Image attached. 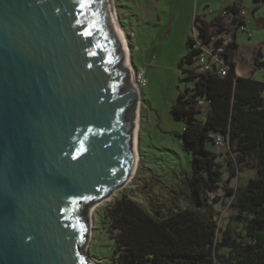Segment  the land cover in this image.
<instances>
[{
  "label": "water",
  "instance_id": "95a60500",
  "mask_svg": "<svg viewBox=\"0 0 264 264\" xmlns=\"http://www.w3.org/2000/svg\"><path fill=\"white\" fill-rule=\"evenodd\" d=\"M108 0H0V264H94L89 211L136 162Z\"/></svg>",
  "mask_w": 264,
  "mask_h": 264
},
{
  "label": "trees",
  "instance_id": "16d2710c",
  "mask_svg": "<svg viewBox=\"0 0 264 264\" xmlns=\"http://www.w3.org/2000/svg\"><path fill=\"white\" fill-rule=\"evenodd\" d=\"M226 10L231 15L229 21L220 13L211 20L196 16L195 24L200 20L201 32L213 33L229 27L237 29L246 22L238 5L227 6ZM256 11L254 7L251 15ZM237 47L234 31L226 46L230 69L225 75L190 69L194 55L191 48L182 57L185 79L193 81L194 86L179 93L172 112L185 121L179 136L191 155L185 193L189 205L163 212L154 203L151 213L127 194L117 199L109 211L115 229L116 264H264V81L238 74L234 59ZM262 68L264 60H256L252 73ZM202 98L210 100L204 121L198 118V101ZM217 134L225 135L229 142L231 178L244 168L256 170L245 184L224 186L222 196L212 195L224 181L223 166L209 147ZM228 196L236 211L233 220L243 225V232L232 227L222 229L218 223L214 204Z\"/></svg>",
  "mask_w": 264,
  "mask_h": 264
},
{
  "label": "rangeland",
  "instance_id": "374dc122",
  "mask_svg": "<svg viewBox=\"0 0 264 264\" xmlns=\"http://www.w3.org/2000/svg\"><path fill=\"white\" fill-rule=\"evenodd\" d=\"M234 0H115L119 22L124 29L132 53L135 79L140 86V116L138 132L139 165L132 180L118 189L109 199L90 209L91 236L87 245L90 259L96 264H116L118 254L109 216L114 202L124 194L135 199L149 212L157 204L163 212L170 207H186L188 176L191 173V155L184 150L180 133L185 121L176 117L172 108L180 92L192 88L194 82L185 79L187 73L181 65L182 57L190 51L187 38L192 35L196 14L214 16L226 4ZM249 0H239L247 10ZM247 7V8H246ZM248 11V10H247ZM225 15V21L230 20ZM247 30H238V48L235 60L238 72L252 75L256 60H264L259 54L264 46V6L257 15V22L249 17ZM125 64V58L123 59ZM145 78L143 82L142 78ZM256 79L264 80V68L254 72ZM264 94V93H263ZM209 108V106H207ZM200 107L198 118L205 120L208 108ZM215 136V134H214ZM222 164L224 181L212 195H223L224 186L243 185L254 176L255 169L244 168L237 176H230V146L209 143ZM232 197H224L215 203L219 212L217 220L222 229L232 227L243 232V225L233 220L235 209L230 205ZM89 211V213H90ZM219 236L222 237V231ZM223 252H228L227 248Z\"/></svg>",
  "mask_w": 264,
  "mask_h": 264
},
{
  "label": "built area",
  "instance_id": "2783aa9c",
  "mask_svg": "<svg viewBox=\"0 0 264 264\" xmlns=\"http://www.w3.org/2000/svg\"><path fill=\"white\" fill-rule=\"evenodd\" d=\"M241 14L245 16L246 22L239 24L238 28L224 29L220 32H201L199 27L194 28L193 34L190 36V48L194 51L191 64L188 65L190 69L196 72L215 71L218 74L225 75L229 69L230 64L227 62L226 46L233 39L234 31L247 30V13L241 10ZM223 15L231 17L228 10L223 11ZM196 25V24H195ZM143 82L145 78L141 77ZM210 100L200 99L198 101L199 107H207ZM215 143L219 145H229L227 137L223 134H217Z\"/></svg>",
  "mask_w": 264,
  "mask_h": 264
},
{
  "label": "bare ground",
  "instance_id": "6f19581e",
  "mask_svg": "<svg viewBox=\"0 0 264 264\" xmlns=\"http://www.w3.org/2000/svg\"><path fill=\"white\" fill-rule=\"evenodd\" d=\"M108 5H109V9H110V15H111V20H112L113 26L117 32V35L119 37V40L121 42V45H122V48H123V51L125 54V64L129 69V75L131 78V82L134 83L140 89V86H139L137 80L135 79V68H134V65L131 61L132 60L131 47L129 45L125 31L120 25L118 9L116 7L115 0H108ZM137 115H138V117L136 120L134 132H133V146H134V152L136 155V162H135L134 171H133V174H132L130 181L134 177L136 170L138 168V165H139L138 132H139V125H140V122H139L140 102L138 103V107H137ZM93 210L94 209H92L90 211V215H93ZM93 263L96 264L95 262H93Z\"/></svg>",
  "mask_w": 264,
  "mask_h": 264
},
{
  "label": "crops",
  "instance_id": "0c3cea01",
  "mask_svg": "<svg viewBox=\"0 0 264 264\" xmlns=\"http://www.w3.org/2000/svg\"><path fill=\"white\" fill-rule=\"evenodd\" d=\"M233 4H236V5H238L240 8H241V10L242 11H245L244 9H243V4L242 3H239V0H234L233 2H229L228 4H226V6L221 10V11H219V12H217L214 16H212V17H208L207 15H205V14H202V15H199V14H196V16L199 18V19H203V20H211V19H214L218 14H220V13H222L223 14V11L226 9V7L227 6H231V5H233ZM264 6V0H260L258 3H255L254 2V0H249L248 1V8H247V10H246V13H247V26L249 27V22H251L252 20L251 19H249V17L250 16H252V19H254V21H256L257 22V15H258V13L260 12V10H261V8ZM254 7H257V11L253 14V15H251V11H252V9L254 8ZM225 18V17H224ZM195 21V20H194ZM199 24H198V27H199V25H200V20H199V22H198ZM263 23H264V19H263ZM190 36L191 35H189V37L187 38V42H188V40H189V38H190ZM237 42H238V40H237ZM260 46L262 45V46H264V41L263 42H261L260 44H259ZM238 46H239V44H238ZM238 48V47H237ZM237 50V49H236ZM261 56H264V53H262L261 54ZM234 59H235V56H234ZM237 72H238V63H237ZM238 74H239V72H238ZM252 76L254 77V73L252 74ZM255 78V77H254ZM259 80H261V79H259ZM264 81V80H263Z\"/></svg>",
  "mask_w": 264,
  "mask_h": 264
}]
</instances>
